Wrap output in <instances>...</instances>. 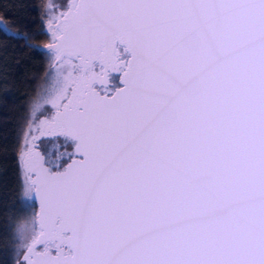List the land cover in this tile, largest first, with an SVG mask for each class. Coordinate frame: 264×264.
Here are the masks:
<instances>
[{
  "label": "snow or ice",
  "instance_id": "snow-or-ice-1",
  "mask_svg": "<svg viewBox=\"0 0 264 264\" xmlns=\"http://www.w3.org/2000/svg\"><path fill=\"white\" fill-rule=\"evenodd\" d=\"M44 18L15 264H264V0H48ZM50 136L75 152L46 159Z\"/></svg>",
  "mask_w": 264,
  "mask_h": 264
},
{
  "label": "trees",
  "instance_id": "trees-1",
  "mask_svg": "<svg viewBox=\"0 0 264 264\" xmlns=\"http://www.w3.org/2000/svg\"><path fill=\"white\" fill-rule=\"evenodd\" d=\"M43 12L44 0H0V20L10 25V33L27 34L13 38L0 31V264H15L13 233L34 212L18 211L23 194L18 155L31 105L49 85L50 57L29 47L40 48L49 38Z\"/></svg>",
  "mask_w": 264,
  "mask_h": 264
},
{
  "label": "rangeland",
  "instance_id": "rangeland-1",
  "mask_svg": "<svg viewBox=\"0 0 264 264\" xmlns=\"http://www.w3.org/2000/svg\"><path fill=\"white\" fill-rule=\"evenodd\" d=\"M53 3L57 5L62 3L66 6V0H53ZM47 5H48V0H44V12L47 10ZM57 10L61 11L63 9L57 7L56 11ZM46 22H47V18H46ZM48 34H49L48 40H50V33ZM51 111L52 110L49 106V114ZM26 131H27V128H26ZM39 148L42 151V153L46 156V159L53 160V161L59 158L61 154L71 153L70 141H66L65 138L62 136L53 137V138H44L41 142H39ZM65 158L67 157L65 156Z\"/></svg>",
  "mask_w": 264,
  "mask_h": 264
},
{
  "label": "flooded vegetation",
  "instance_id": "flooded-vegetation-1",
  "mask_svg": "<svg viewBox=\"0 0 264 264\" xmlns=\"http://www.w3.org/2000/svg\"><path fill=\"white\" fill-rule=\"evenodd\" d=\"M66 5H67V0H66ZM59 11L60 10H57V12H59ZM112 75H113V79L110 81V84L114 83V84H116L118 86L119 85V83H118V74L113 73ZM50 114H51V112H50ZM53 137H60V136H53ZM53 137H50V138H53ZM70 144H71V153H72V145H73V143L70 142ZM34 212H35V207H34Z\"/></svg>",
  "mask_w": 264,
  "mask_h": 264
},
{
  "label": "water",
  "instance_id": "water-1",
  "mask_svg": "<svg viewBox=\"0 0 264 264\" xmlns=\"http://www.w3.org/2000/svg\"><path fill=\"white\" fill-rule=\"evenodd\" d=\"M68 2H69V0H67V3H68ZM64 10H66V9H64ZM48 42H50V40L44 42V43L40 46V48H42L43 45L46 44V43H48ZM118 83H119V77H118ZM118 86H120V85H118ZM50 137H53V136H50ZM50 137H45V138H50ZM38 150H40V148H39ZM40 151H41V150H40ZM74 152H75V145L73 144V145H72V153H74ZM68 162L70 163L71 161L69 160ZM65 166H66V165H65ZM20 169H21V167H20ZM21 172H22V171H21ZM38 210H39V206H38V202H37L36 207H35V212L38 211Z\"/></svg>",
  "mask_w": 264,
  "mask_h": 264
}]
</instances>
